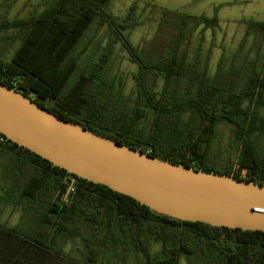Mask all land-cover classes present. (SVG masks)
Returning <instances> with one entry per match:
<instances>
[{
  "label": "trees",
  "instance_id": "1",
  "mask_svg": "<svg viewBox=\"0 0 264 264\" xmlns=\"http://www.w3.org/2000/svg\"><path fill=\"white\" fill-rule=\"evenodd\" d=\"M111 3L54 0L36 15L1 20L0 33L15 29L19 47L10 61L0 57V80L14 87L12 81L23 76L18 90L40 105L133 149L263 185L264 50L253 57L236 55L229 66L220 61L213 73L208 63L202 69L198 62L190 65L181 46L199 26H218L219 18L178 12L173 20L178 32L168 51L149 59L130 38V30L141 24L136 6L119 17ZM244 22L248 31L264 33V21ZM101 26H107L108 36L100 55L84 59ZM117 44L138 66L132 108L111 77L109 62ZM159 78L164 80L160 91ZM144 107L154 113L150 130L140 125ZM218 122L231 124L234 136L235 159L223 168L208 158ZM0 154L7 155L0 173V264L126 263L132 258L137 264H181L182 259L188 264H264L263 231L157 213L68 173L2 134ZM6 207L21 211L20 225L1 220ZM68 240L81 246L66 250Z\"/></svg>",
  "mask_w": 264,
  "mask_h": 264
},
{
  "label": "water",
  "instance_id": "2",
  "mask_svg": "<svg viewBox=\"0 0 264 264\" xmlns=\"http://www.w3.org/2000/svg\"><path fill=\"white\" fill-rule=\"evenodd\" d=\"M0 134L68 173L130 196L157 213L264 232V184L133 149L54 114L1 80Z\"/></svg>",
  "mask_w": 264,
  "mask_h": 264
},
{
  "label": "rangeland",
  "instance_id": "3",
  "mask_svg": "<svg viewBox=\"0 0 264 264\" xmlns=\"http://www.w3.org/2000/svg\"><path fill=\"white\" fill-rule=\"evenodd\" d=\"M54 0H0V21L23 19L36 15ZM135 5V14L141 21L133 30H130L131 41L149 59L163 56L178 32V25L173 21L179 17L178 12L192 15H216L219 25L214 28L199 26L192 36L181 46L180 52L190 65L199 63L204 68L206 63L213 73L220 61L229 66L236 55L241 57L255 56L264 50V33L255 29L248 31L245 20L253 19L264 21V0H112L110 9L114 15L124 17L130 8ZM193 20L190 19L189 26ZM107 26L96 30L94 42L87 51L90 60L98 58L107 41ZM19 47V40L15 29H8L0 33V53L3 59L10 61ZM111 77L115 79L116 91L128 102L130 108L135 105L136 85L133 74L137 73L138 66L130 60L129 54L117 44L113 48L109 62ZM156 89H162L164 80L159 78ZM145 117L140 125L150 130L154 113L144 107ZM216 137L211 144L208 155L209 162L217 168L231 166L235 159L233 127L228 122H218L215 127ZM7 155L0 154L1 163L6 162ZM237 168V166H236ZM243 175V172H241ZM1 183V182H0ZM1 187V185H0ZM1 192V188H0ZM1 203V202H0ZM0 204V208H1ZM1 220L10 227L22 223L21 211L14 208H4ZM81 242L68 240L64 243L66 250L80 247ZM159 249L158 245L152 248ZM103 264H137L132 258L129 262L105 261ZM181 264H188L182 259Z\"/></svg>",
  "mask_w": 264,
  "mask_h": 264
},
{
  "label": "flooded vegetation",
  "instance_id": "4",
  "mask_svg": "<svg viewBox=\"0 0 264 264\" xmlns=\"http://www.w3.org/2000/svg\"><path fill=\"white\" fill-rule=\"evenodd\" d=\"M3 56H4V54H2V53H0V57L2 58V60H4L3 59ZM5 61V60H4ZM2 68H1V65H0V72H2ZM24 77L23 76H21V75H18L15 79H14V81H12V83H13V85H14V87L13 88H15V89H17L18 90V88H17V86L22 82V79H23ZM20 91V90H19ZM22 92V91H21ZM35 95V94H34Z\"/></svg>",
  "mask_w": 264,
  "mask_h": 264
},
{
  "label": "built area",
  "instance_id": "5",
  "mask_svg": "<svg viewBox=\"0 0 264 264\" xmlns=\"http://www.w3.org/2000/svg\"><path fill=\"white\" fill-rule=\"evenodd\" d=\"M2 140H3V138H2Z\"/></svg>",
  "mask_w": 264,
  "mask_h": 264
}]
</instances>
